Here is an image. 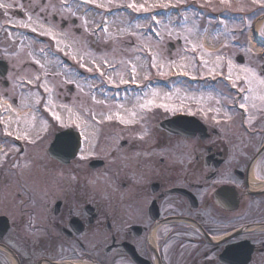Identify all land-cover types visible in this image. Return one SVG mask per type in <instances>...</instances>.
Wrapping results in <instances>:
<instances>
[{
    "label": "flooded vegetation",
    "instance_id": "af4514ba",
    "mask_svg": "<svg viewBox=\"0 0 264 264\" xmlns=\"http://www.w3.org/2000/svg\"><path fill=\"white\" fill-rule=\"evenodd\" d=\"M0 2L16 5L7 16L0 9L1 91L11 74L22 82L26 67L13 68L5 58L11 49L8 34L19 29L11 24L44 15L43 1ZM224 11L231 16L230 27L222 31L229 42L216 49L213 64L222 51L217 71L224 78L232 60L237 87L224 79L233 92L220 82L208 97L183 91L173 98L179 108L165 113L155 106L140 110L145 93L139 101L126 97L117 112L128 124L116 118L103 122L104 117L92 124L86 112L80 113L77 128L73 112L57 113L62 122L52 121L46 132L50 141L72 129L83 143L69 165L53 162V186L39 189L45 193L36 194L37 202H0V264H264V101L258 98L264 95L259 84L264 0H229L228 8L216 14ZM65 21L61 28L68 26ZM241 67L255 73L251 85ZM248 87L254 93L240 91ZM252 95L257 99L244 101ZM65 99L81 103L82 96ZM170 119L177 120L166 125L172 132L160 129ZM91 134L102 138L94 158L101 164L93 171L91 149L85 146ZM27 143L22 138L18 146L25 150ZM34 147L22 156L37 166L45 156L37 143Z\"/></svg>",
    "mask_w": 264,
    "mask_h": 264
},
{
    "label": "rangeland",
    "instance_id": "374dc122",
    "mask_svg": "<svg viewBox=\"0 0 264 264\" xmlns=\"http://www.w3.org/2000/svg\"><path fill=\"white\" fill-rule=\"evenodd\" d=\"M31 1L33 3L43 1V8H41L43 18H38L36 15L30 20L26 17L22 21L17 20L16 26L22 27V23L29 24L30 27L35 26L37 31L24 34L21 30V33L8 34L11 49L10 54L5 58L11 62L13 68L26 65L22 75L20 74L25 80L23 86L18 81L20 77L11 74L8 78L9 86L0 91L3 97H7L6 106L10 105V110H7L9 118L0 119L1 122L8 123V128L5 123L2 125L5 137L8 138L26 135L34 141L41 131H45L46 119L51 116L52 121L54 120L51 112L55 111L61 115L62 110L65 111L66 108L72 106L70 103L63 104L65 98L75 100L82 96V99H79L81 103L77 101L73 103L75 109L85 115L88 109L90 120L93 123L107 115L114 117L120 108V103L111 99L106 91V95H102L100 90L102 84L108 83V77L116 78L117 83L119 82L118 74H123L125 79H130L126 71L127 65H130L136 68L137 82H142L145 75L150 79H168L169 74L180 73L181 70L178 68L180 64L189 62L196 65L195 68L184 69L189 71L191 76H206L208 71L206 67H200L201 60L207 61L208 67H211L212 59L217 54H214L212 50L217 49L221 44L228 43V38L222 31L229 27L231 16L226 15L225 11L223 13L225 17L220 21L212 16L217 11L228 8V3L227 5L222 4L221 0H111V2L94 0L92 3H84L83 0ZM129 2L144 4L146 7L160 3H168L172 6L168 8L153 6L149 12H135L127 8ZM153 15L160 21V24L151 20ZM52 16L57 17L56 23L60 19L67 20L68 23L75 19V27L68 26L60 29L58 24L52 22ZM41 24L44 28L51 27L55 36L40 35ZM103 24L106 25L104 28L108 29L107 33L103 31ZM99 25L101 29L96 31ZM185 27L193 29V32L186 33ZM153 28L157 29L160 35H157ZM185 36L188 37L190 43L185 42ZM169 44L172 48H168ZM193 45L197 46L196 52L191 51ZM41 48L44 49L43 52L40 51ZM218 53L221 56L222 51ZM73 56L76 59H73ZM153 56L157 59L158 67L163 65L162 70L166 75L160 76L157 68L152 67ZM81 58L87 67L93 69L88 71L83 68L86 72L91 73L95 71L96 66H99L101 72L106 75L101 76L99 81L77 77L75 71L73 72V66L80 67ZM63 59L70 62L74 60L75 63L67 66ZM47 61H52V63H47ZM103 62L109 65L105 71L100 66ZM115 65L117 68L114 67ZM69 78L74 82L68 83ZM168 83L169 89L154 88L160 93V97L156 98V101H159L156 103H167L170 106L169 109L163 108V113L173 112L179 108L174 97L180 96L181 92L194 89L204 90L201 84L189 86L177 78L168 79ZM78 84L80 87H77ZM45 87L52 89L51 93L46 92ZM69 87L73 88V94H68ZM177 88L181 90L179 94L176 93ZM166 95H170L171 99L162 98ZM203 96L208 97L209 95ZM0 100L3 101V99ZM12 100L15 101L14 104ZM37 100L40 103H36ZM133 101L136 103L135 100ZM6 106H0V112L5 110ZM83 106L86 107L85 110ZM173 108L175 110H171ZM93 116L95 119H92ZM76 117L80 118L79 115ZM35 123L38 124L36 130L33 127ZM28 131L31 133L28 134ZM92 133H95L93 129ZM41 140L43 141L44 138ZM98 143L97 138L91 134L90 141L85 144L91 149L89 156H98ZM39 146L44 148V144ZM30 150L33 149L30 148ZM46 160L47 164L43 161L37 163L48 170L45 172V169L39 170L35 167L36 163H28L25 160L16 162L14 159L9 161L4 155H0V202H21L28 197V201H31V195L26 193V190L34 186V183L42 182L39 179L41 175L49 177L51 166H54L47 158ZM17 194L21 196L18 197Z\"/></svg>",
    "mask_w": 264,
    "mask_h": 264
},
{
    "label": "snow or ice",
    "instance_id": "6c2138e0",
    "mask_svg": "<svg viewBox=\"0 0 264 264\" xmlns=\"http://www.w3.org/2000/svg\"><path fill=\"white\" fill-rule=\"evenodd\" d=\"M83 2L84 3H92V2H94V0H83ZM109 2H111V0H109ZM221 3L227 5L228 0H221ZM15 6L16 5H15L14 2H11V3L0 2V9H3L4 10V13L3 14L5 16L8 15L7 10L10 9V8H13ZM97 6L99 7L101 5H97ZM153 6L154 7H159V8H168V7L172 6V5H170L168 3H160V4H157V5H150V6H147L146 7L144 4H136L134 2L127 3V8L132 9L135 12H142V11L143 12H149L150 9H151V7H153ZM73 15H75V13H73ZM29 19L31 20V17H29ZM151 20L154 21L156 24H160V21L157 20V18H156L155 15L151 16ZM169 20H170V18H169ZM21 26L22 27H30L29 24H24V23H22ZM137 27H139V25H137ZM31 31L36 32L37 29L35 27H31ZM103 31L105 33H107L108 29L107 28H104ZM153 31L156 32L157 35H160V33H159V31L157 29L153 28ZM184 31L186 33H192L193 32V29L188 28V27H185L184 28ZM40 35H48V36H53V37L55 36V34H54V32H53V30H52L51 27L44 28L42 24H41ZM185 42L186 43H190V41L188 40V37L187 36H185ZM58 43H59V41H58ZM40 51L43 52L44 49L41 48ZM191 51L192 52H196L197 51V46L196 45H193ZM72 58L73 59H76L75 56H73ZM221 61H222V57L218 55L217 56L216 63H214L211 67H208V62L205 61V60H201L200 67H206L207 68V71H208V74L211 75V76H213V78H215V76L223 75L222 72L217 71V69L220 68V66H221ZM47 63H52V61H47ZM80 67L81 68H86V70H88V71H92L93 70L92 68L87 67L85 65V63H83L82 58H81V62H80ZM152 67L153 68H157L160 76L166 75V73L162 70L163 65H160L158 67V65H157V59H156L155 56H153V58H152ZM189 67L195 68L196 65L194 63H192V62H189L188 64H180L178 66V68L181 70L179 74L180 75H183V76H190V72L187 71V70H184V69H187ZM235 67L236 66L233 64L232 60H229L228 63H227L228 75L224 77L225 79H227V80H229L231 82V85L234 88L237 87V82H236V80H233V77H232V72H233V70H234ZM95 71L100 72V74L102 76L106 75L104 72H101V69H100L99 66H96L95 67ZM239 71H240V73H243L244 82L246 84H248V85H251L253 83V81L256 79L255 73H253L252 70L250 68H248V67H241L239 69ZM135 72H136V68H135V66H133L132 67V73H133V75L131 76L130 79H125L124 76H123V74H118V79H119V82L118 83H117L116 78H114V77H108V83L113 84L116 87H119L120 85H127L129 83L136 84L137 83V80H136ZM191 78L192 79H195V76H191ZM238 78H239V76H238ZM37 79H38V77H37ZM144 79L147 80L148 79V76L145 75ZM73 82L74 81L71 78L68 79V83H73ZM259 84L260 85H264V79H260L259 80ZM77 87H80V85L78 84ZM45 91L51 93L52 89L45 87ZM180 91L181 90L179 88L176 89V93L177 94H179ZM240 91L241 92L247 91L249 93H254V89L252 87H248L247 89L241 88ZM148 97H151V98H148ZM158 97H160V93L156 89H152L150 92H145L144 102L143 103H139L138 104V108L140 110H144V109H150V107L155 106V107L169 109L170 106L167 103H159V104L156 103V98H158ZM258 98L261 101H264V95L259 96ZM93 99H95V97H93ZM139 99L140 98L137 97V100L138 101H139ZM164 99H171V96L170 95H166L164 97ZM243 99H244V101H249L250 99L254 101L255 99H257V97L254 96V95H252V96H245ZM36 103H40V101L37 100ZM239 106H240V108L245 109L247 111L246 103L242 102V103H240ZM62 107H67V106H62ZM253 107H255V104H253ZM6 110H10V105H7L6 106ZM46 110H48L47 107H46ZM171 110H175V109L173 108ZM67 111L69 112V114L72 113V109L71 108H67ZM51 115L53 116V119L62 122L61 116L59 114H57L55 111L51 112ZM130 115L133 118H135L137 116V113L135 111H133ZM115 118L120 123H122V124H128L130 122L128 119H125L123 116H121L118 112L115 114ZM78 119H80V118L77 117L76 119H73L72 120V123L75 124V126L77 128H80L81 127V124L80 123H77V120ZM92 119H95V116H93ZM104 119L110 121V120L113 119V116L112 115H107V116L104 117ZM44 126L46 128V126H47V122L46 121L44 122ZM16 138L17 139H20L21 137L20 136H17ZM23 138L24 139H28V137L26 135ZM29 142H34V141H29Z\"/></svg>",
    "mask_w": 264,
    "mask_h": 264
},
{
    "label": "water",
    "instance_id": "95a60500",
    "mask_svg": "<svg viewBox=\"0 0 264 264\" xmlns=\"http://www.w3.org/2000/svg\"><path fill=\"white\" fill-rule=\"evenodd\" d=\"M62 137L58 138L57 140H54V142L51 144L48 154L54 158L58 159L62 164H67L68 161L72 158L74 149L71 147V144H67L66 140L62 141ZM65 157V160H61V158Z\"/></svg>",
    "mask_w": 264,
    "mask_h": 264
}]
</instances>
